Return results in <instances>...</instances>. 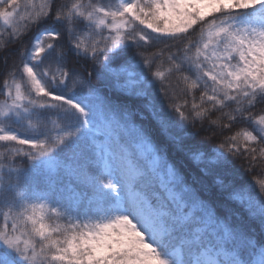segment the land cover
<instances>
[{
  "label": "snow or ice",
  "instance_id": "1",
  "mask_svg": "<svg viewBox=\"0 0 264 264\" xmlns=\"http://www.w3.org/2000/svg\"><path fill=\"white\" fill-rule=\"evenodd\" d=\"M0 43V264H264V0H0Z\"/></svg>",
  "mask_w": 264,
  "mask_h": 264
},
{
  "label": "trees",
  "instance_id": "2",
  "mask_svg": "<svg viewBox=\"0 0 264 264\" xmlns=\"http://www.w3.org/2000/svg\"><path fill=\"white\" fill-rule=\"evenodd\" d=\"M0 47H2V43H0ZM2 83H3V81L0 80V85H2ZM172 83L175 85V80H173ZM2 99H3V97L0 96V100H2ZM20 134H21V135L27 134V130H26L25 127L22 126V127L20 128Z\"/></svg>",
  "mask_w": 264,
  "mask_h": 264
},
{
  "label": "rangeland",
  "instance_id": "3",
  "mask_svg": "<svg viewBox=\"0 0 264 264\" xmlns=\"http://www.w3.org/2000/svg\"><path fill=\"white\" fill-rule=\"evenodd\" d=\"M37 3H39V0H36Z\"/></svg>",
  "mask_w": 264,
  "mask_h": 264
}]
</instances>
